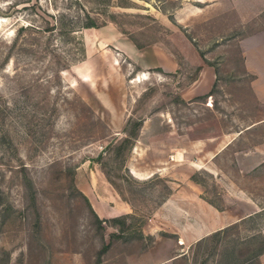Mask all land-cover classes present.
I'll return each instance as SVG.
<instances>
[{
  "label": "rangeland",
  "instance_id": "obj_1",
  "mask_svg": "<svg viewBox=\"0 0 264 264\" xmlns=\"http://www.w3.org/2000/svg\"><path fill=\"white\" fill-rule=\"evenodd\" d=\"M15 1L0 12V264H217L212 241L197 260L184 237L264 205V0H85L104 23L57 75L49 54L3 61L39 20L25 0L0 7ZM249 223L228 238L264 216Z\"/></svg>",
  "mask_w": 264,
  "mask_h": 264
},
{
  "label": "trees",
  "instance_id": "obj_2",
  "mask_svg": "<svg viewBox=\"0 0 264 264\" xmlns=\"http://www.w3.org/2000/svg\"><path fill=\"white\" fill-rule=\"evenodd\" d=\"M107 1L109 0H94L98 4L102 2L105 4ZM19 2L8 3L5 10L0 7V12L6 15L13 10L17 11ZM24 2H27V5L20 8L31 9V13L39 20L35 19V22L29 21L16 27L13 38L5 41L8 49L3 57L4 62L10 60L11 51L14 48H17V52L21 57L29 54L40 60L41 57L49 54L51 56L52 74L57 75L76 61L84 58L83 31L89 28H99L104 23L99 17L102 9H98L97 6L90 7L85 3V0H66L65 7L56 8L55 11L48 8L43 9L40 0H25ZM23 31L32 33L35 41H28L23 35ZM134 43L137 47L143 46L135 40ZM47 60L49 61V57ZM241 131L238 130V133H241ZM190 177L195 182H200L195 173ZM259 207V210L198 238L190 245L196 259L198 260L200 251L207 250L211 241L214 244L211 245L206 254L207 256H214L217 253L219 256L216 260L217 264H251L258 259V256L264 252L262 228L255 230L254 233L236 235L234 238H228V236L233 231L231 229L236 228L241 223L250 222V226L254 227L259 218L264 216V205ZM229 241L232 242L230 246L227 245ZM206 260L207 258H202L200 263L204 264Z\"/></svg>",
  "mask_w": 264,
  "mask_h": 264
},
{
  "label": "crops",
  "instance_id": "obj_3",
  "mask_svg": "<svg viewBox=\"0 0 264 264\" xmlns=\"http://www.w3.org/2000/svg\"><path fill=\"white\" fill-rule=\"evenodd\" d=\"M130 50L135 53V58H136L138 64H140L141 66L147 65V64H145V62H144V60L142 58V50H143L142 48H136L133 44H131L130 45ZM161 66L164 67L163 64H161ZM168 67H169L168 70H173V69L176 68V64L175 63H170L168 65ZM262 120H264V119H262ZM114 200L116 201V203L114 204V214H117V212H119L117 210H121L120 211L121 213L127 212V203L122 202V201H119L115 197H114ZM259 209H260V207L252 210V212L257 211ZM215 214L217 215L215 223L212 222V224L209 227L204 228V229L196 232L192 236V238H186V237L183 236L184 237V240H192V239L195 240L197 238L202 237L203 235H206V234H208V233L216 230L217 228H221V227H223L225 225H228L230 223L235 222L236 220H239V217L238 218H233V217L231 218L229 215H227L226 213H224L223 210H216L215 213H214V216H215ZM262 233L264 235V227L262 228ZM174 257L175 256H173V255L168 256L160 264L168 263L170 261V259H173ZM259 261H260L261 264H264V252L259 255Z\"/></svg>",
  "mask_w": 264,
  "mask_h": 264
}]
</instances>
